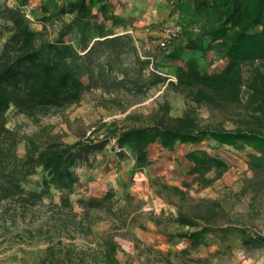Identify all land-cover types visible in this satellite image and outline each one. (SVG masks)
<instances>
[{
  "label": "trees",
  "instance_id": "obj_1",
  "mask_svg": "<svg viewBox=\"0 0 264 264\" xmlns=\"http://www.w3.org/2000/svg\"><path fill=\"white\" fill-rule=\"evenodd\" d=\"M188 1L196 13H210L213 20L188 37L186 43L169 53L165 51V60L177 62L176 81L154 73L149 84L167 83L197 105L240 103L247 88V103L253 110L248 125L233 129L203 126L192 111H185L179 117L170 116V105L165 103L163 115L156 122L108 129L101 139L87 137L73 143L42 144L35 137H27L23 156L18 153L16 132L8 127L7 113L11 107L38 118L54 109L78 104L88 90L102 86L101 80L108 69L119 66L126 81L131 73L122 63L131 53L137 64L134 69L139 71L134 81L139 85L150 59H142L138 53L128 32L130 19L116 13V7L125 4L122 0H66L57 12L41 18L59 23L54 39L46 38L43 31L33 26L25 10L31 0H14L13 5L7 0L0 3V41L5 39L0 50V203L4 201L10 206L14 203L26 213L43 205L45 198L52 199L57 192L60 203L52 204L77 214L71 195L82 186L79 169L97 160L111 142L117 161L131 158L135 173L151 165V145L160 144L169 151L176 150L180 144L192 145L193 149L185 155L191 163L189 174L201 187L211 186L228 171L229 164L219 154L201 146L204 141H210L219 148L246 150L255 177L264 176V0ZM118 28L124 31L119 33ZM186 51L198 52L200 56L185 57ZM209 53L225 60L221 70L208 71L202 65L201 60ZM246 67H250L247 76ZM39 173L40 179L31 181ZM32 183H35L33 187H27ZM152 186L162 199L177 208V215L169 222L190 228L169 233L170 238L185 239L190 249H196L208 245L206 234L220 232L226 237L234 229L246 249H264V234L249 227L215 224L217 201L207 205L201 199L203 203L195 211L185 210L182 203L189 194L190 183L180 187L155 181ZM115 196L112 190L99 197L79 198L77 202L84 210L101 208ZM126 197L132 195L127 193ZM12 212L7 206L0 210V216ZM153 218L159 226L160 217ZM106 244H109L108 256L119 248L113 241Z\"/></svg>",
  "mask_w": 264,
  "mask_h": 264
},
{
  "label": "rangeland",
  "instance_id": "obj_2",
  "mask_svg": "<svg viewBox=\"0 0 264 264\" xmlns=\"http://www.w3.org/2000/svg\"><path fill=\"white\" fill-rule=\"evenodd\" d=\"M7 1L14 4V0ZM65 1L31 0L25 7L33 26L43 31L48 39L57 36L59 23L41 18L57 12ZM4 2L0 0V3ZM178 5L171 0H126L121 11L122 16L130 19L128 32L142 59L153 57L155 66L169 74H174L177 62L165 60L167 53L159 46L161 28L173 23L184 25V33L176 40V47L186 43L188 37L213 20L210 13L198 14L188 4ZM123 31L120 29L119 33ZM4 41H0V50ZM134 62L131 53L122 63L131 73L126 81L119 66L108 69L101 80L102 86L88 90L80 103L54 109L46 116L32 117L11 107L7 113L8 127L19 138V155L25 154L27 137H35L42 144L51 141L73 143L87 137L101 139L108 129L116 127L151 124L163 115L165 103L170 105V116L179 117L185 111H192L203 126L233 129L252 121L247 88L243 90L240 103L197 105L167 83L149 84L154 74L148 70L149 64L136 85L134 79L139 71L134 69L137 65ZM224 65L225 60L216 53H211L204 64L208 71L221 70ZM249 71L250 67H246V76ZM112 144L97 156V160L79 169L82 186L71 195L77 214L52 204L59 201L57 192H54L53 200L45 198L43 205L26 210V213L14 203L11 206L4 201L0 203V210L8 206L13 211L5 217L0 216V264H243L245 260L250 264H264V249L244 252L238 248L230 249L231 245L240 243L239 238L227 239L230 243L227 245V242L218 241V236L212 237V247L220 249L214 248L212 252L207 249L205 256H201L200 251L181 252L184 244L176 243L170 252H166L159 248L163 244L159 242L161 238L154 241L155 230L151 226L156 225L157 231L163 234L190 229L169 222L177 215V208L162 199L152 186L155 181L180 187L187 182L192 186L182 203L185 210L195 211L203 203L201 199H205L207 205L217 201L215 224L249 227L264 234V176L255 177L249 168L246 150L219 148L214 142L204 141L201 146L222 156L229 169L213 185L203 188L194 183L189 174L191 163L185 155L193 149L192 145L180 144L174 151L160 144L151 145V165L135 173L131 158L120 166L116 164ZM40 176V173L33 176L31 181H37ZM33 185L35 183L27 184V187ZM99 185H116V188L108 187L115 189V198L101 208L84 210L77 199L100 193ZM127 193L132 197L127 198ZM153 217H160L159 226ZM62 221H67V225ZM106 241L119 246L112 256L107 254L109 244Z\"/></svg>",
  "mask_w": 264,
  "mask_h": 264
},
{
  "label": "crops",
  "instance_id": "obj_3",
  "mask_svg": "<svg viewBox=\"0 0 264 264\" xmlns=\"http://www.w3.org/2000/svg\"><path fill=\"white\" fill-rule=\"evenodd\" d=\"M124 3L126 2V0H122ZM130 1V0H129ZM161 1H163V0H161ZM175 1H179L178 3L179 4H188V5H190V6H192V8H193V5H192V3H190L188 0H171V2L172 3H174ZM177 3V2H176ZM178 3H177V5H178ZM172 7L174 6V5H171ZM123 7H124V5H118L117 7H116V13L117 14H121V11L123 10ZM178 8H179V5H178ZM194 9V8H193ZM122 15V14H121ZM120 29H122V28H118V29H116V31L117 32H119V30ZM184 44V43H183ZM211 53H209L206 57H205V59H202L201 60V63H202V65H204L205 63H206V61H207V59H208V57H209V55H210ZM191 55H196V56H200V53H198V52H194V51H186L185 53H184V56L185 57H189V56H191ZM204 63V64H203ZM214 71H216V70H214ZM219 71V70H218ZM151 147V146H150ZM124 161H120V162H116V164H118V166H120L122 163H123ZM134 162V161H133ZM138 173V172H137ZM108 187H110V188H116V185H108ZM108 187H107V185H99V187L97 188V190H100V193H92L93 195L92 196H94V197H99V196H102L103 194H105L106 192H108V191H112V190H109L108 189ZM113 191H115V189L113 190ZM58 203H60V199H59V201H58ZM72 203H73V201H72ZM176 224H178V223H176ZM152 226V228H154V233H153V235H154V241L155 242H158V239L157 238H161V240L159 241L160 243H163V244H161V245H159V248H164L163 250H166V252H170V248H174V246L175 245H179V244H184V249H182V251L181 252H184V253H187V252H192V251H194V252H199L200 251V255L201 256H205L206 255V251H207V249L209 250V251H211L212 252V250H214V248H216V249H220V247H212L213 246V244H211V238L212 237H214V238H216L215 236H218V241H222V242H227V245L228 244H230V243H228V241H227V239H229V238H233V239H235V238H239V239H241L240 238V236H239V232L238 231H235L234 229H232V231L230 232V234H228L226 237H223V235H222V233H220V232H213V233H208V234H206L207 235V238H208V245H204V246H200V247H198V248H196V249H190L189 248V242L187 241V240H185V239H182V238H179V237H175V238H170L169 236H168V234L169 233H165V234H163V233H159L158 231H157V226L156 225H151ZM178 226H180L179 224H178ZM181 228H184V227H186V226H180ZM176 243V244H175ZM173 244H175V245H173ZM215 245V244H214ZM240 249L242 252H244V250H247L243 245H242V242L240 241V243L239 244H236V245H231V247H230V249H232V250H234V249ZM202 252H204L205 254H202ZM208 252V251H207ZM243 264H250L248 261H244L243 262Z\"/></svg>",
  "mask_w": 264,
  "mask_h": 264
},
{
  "label": "built area",
  "instance_id": "obj_4",
  "mask_svg": "<svg viewBox=\"0 0 264 264\" xmlns=\"http://www.w3.org/2000/svg\"><path fill=\"white\" fill-rule=\"evenodd\" d=\"M185 27L182 23H173L171 25H164L161 28L159 46L167 53L171 52L175 48L176 40H178L184 33ZM150 63L148 70L156 74L165 76L168 81H176L174 74H169L158 69L154 64L153 57H149Z\"/></svg>",
  "mask_w": 264,
  "mask_h": 264
}]
</instances>
